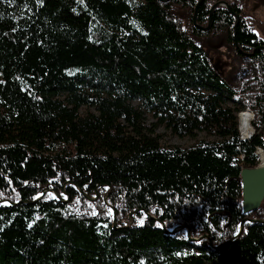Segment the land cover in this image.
<instances>
[{
  "label": "trees",
  "instance_id": "16d2710c",
  "mask_svg": "<svg viewBox=\"0 0 264 264\" xmlns=\"http://www.w3.org/2000/svg\"><path fill=\"white\" fill-rule=\"evenodd\" d=\"M198 1L0 0V264H264V16Z\"/></svg>",
  "mask_w": 264,
  "mask_h": 264
},
{
  "label": "rangeland",
  "instance_id": "374dc122",
  "mask_svg": "<svg viewBox=\"0 0 264 264\" xmlns=\"http://www.w3.org/2000/svg\"><path fill=\"white\" fill-rule=\"evenodd\" d=\"M246 11L247 14L253 16V17H263L264 16V0H246ZM213 50L211 53V60L213 65L217 70H219L222 73L227 72V66L228 61L224 58L222 49L219 50V46H213ZM132 104L138 108L139 103L137 101L132 102ZM229 106L234 110V114L237 111V107L234 104H229ZM248 112L251 115V120L253 118L252 112L250 113L249 110H242L239 113H237V123H238V129L241 135V138H243V134L239 128V114L242 112ZM93 112L92 108L88 107H81L80 113L85 115L86 113ZM250 120V121H251ZM144 122L145 125L152 129L153 135L157 136L159 142L165 146H180L182 148H188L191 146H194L195 144L199 143L200 141H217L220 138L216 135L209 134L205 131H195L194 136H177L176 134H173L170 129L165 127L164 125H157L155 117L151 113H144ZM251 129L253 128L250 122ZM250 129V131H251ZM259 152H264V150H260ZM260 164V160H259Z\"/></svg>",
  "mask_w": 264,
  "mask_h": 264
},
{
  "label": "water",
  "instance_id": "95a60500",
  "mask_svg": "<svg viewBox=\"0 0 264 264\" xmlns=\"http://www.w3.org/2000/svg\"><path fill=\"white\" fill-rule=\"evenodd\" d=\"M202 0H199L196 7ZM218 4L225 5L229 8L228 4L226 2H217L211 7V11L214 7H216ZM194 13V22H195V15ZM238 21V18H237ZM210 23H208L209 25ZM207 27H205L206 29ZM262 49L264 50V46H262ZM249 54V53H246ZM241 181H242V207L243 212L248 213L251 211L256 210L260 204L262 203L264 199V165L261 163L252 168H243L240 171ZM186 227V226H185ZM242 227H240L239 232L241 231ZM187 235L190 240H197L201 237L205 238V241H209L208 235H200L197 237L192 238L189 233V228L186 227ZM175 230L170 231L173 233ZM238 232V234H239ZM237 234V235H238ZM210 242V241H209Z\"/></svg>",
  "mask_w": 264,
  "mask_h": 264
},
{
  "label": "bare ground",
  "instance_id": "6f19581e",
  "mask_svg": "<svg viewBox=\"0 0 264 264\" xmlns=\"http://www.w3.org/2000/svg\"><path fill=\"white\" fill-rule=\"evenodd\" d=\"M250 120L251 117L248 112L243 111L242 113L239 114V128L243 134V137H247L251 132ZM260 158H261L260 163L264 165V152H260Z\"/></svg>",
  "mask_w": 264,
  "mask_h": 264
},
{
  "label": "built area",
  "instance_id": "2783aa9c",
  "mask_svg": "<svg viewBox=\"0 0 264 264\" xmlns=\"http://www.w3.org/2000/svg\"><path fill=\"white\" fill-rule=\"evenodd\" d=\"M253 133H254V129L252 128L250 134L247 137H243L242 139L244 140V139L250 138L253 135ZM260 150L262 151L263 149L257 147V149H256V155H257L258 159L261 161L260 152H259Z\"/></svg>",
  "mask_w": 264,
  "mask_h": 264
}]
</instances>
